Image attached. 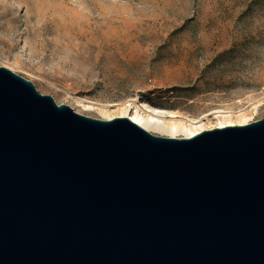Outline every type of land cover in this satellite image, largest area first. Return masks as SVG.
Here are the masks:
<instances>
[{
    "label": "water",
    "instance_id": "water-1",
    "mask_svg": "<svg viewBox=\"0 0 264 264\" xmlns=\"http://www.w3.org/2000/svg\"><path fill=\"white\" fill-rule=\"evenodd\" d=\"M0 264H264V117L157 135L0 66Z\"/></svg>",
    "mask_w": 264,
    "mask_h": 264
},
{
    "label": "rangeland",
    "instance_id": "rangeland-1",
    "mask_svg": "<svg viewBox=\"0 0 264 264\" xmlns=\"http://www.w3.org/2000/svg\"><path fill=\"white\" fill-rule=\"evenodd\" d=\"M0 66L93 118L251 123L264 117V0H0Z\"/></svg>",
    "mask_w": 264,
    "mask_h": 264
},
{
    "label": "bare ground",
    "instance_id": "bare-ground-1",
    "mask_svg": "<svg viewBox=\"0 0 264 264\" xmlns=\"http://www.w3.org/2000/svg\"><path fill=\"white\" fill-rule=\"evenodd\" d=\"M215 113L223 114L224 111H216ZM127 117L152 133L169 137H190L198 132L194 127L199 119L177 117L168 111L153 109L149 114L136 111L134 114H128Z\"/></svg>",
    "mask_w": 264,
    "mask_h": 264
}]
</instances>
